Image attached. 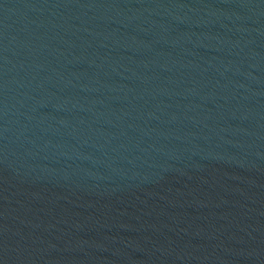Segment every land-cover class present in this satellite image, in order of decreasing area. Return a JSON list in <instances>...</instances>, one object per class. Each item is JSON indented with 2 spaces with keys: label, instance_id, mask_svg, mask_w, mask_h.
<instances>
[{
  "label": "water",
  "instance_id": "95a60500",
  "mask_svg": "<svg viewBox=\"0 0 264 264\" xmlns=\"http://www.w3.org/2000/svg\"><path fill=\"white\" fill-rule=\"evenodd\" d=\"M0 264H264V0H0Z\"/></svg>",
  "mask_w": 264,
  "mask_h": 264
}]
</instances>
